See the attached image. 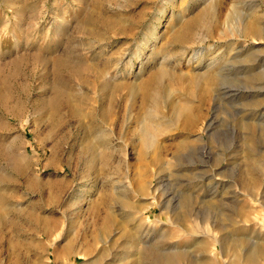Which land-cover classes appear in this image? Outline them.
Instances as JSON below:
<instances>
[{"label":"rangeland","instance_id":"1","mask_svg":"<svg viewBox=\"0 0 264 264\" xmlns=\"http://www.w3.org/2000/svg\"><path fill=\"white\" fill-rule=\"evenodd\" d=\"M250 245L263 264L264 0H0V264Z\"/></svg>","mask_w":264,"mask_h":264},{"label":"bare ground","instance_id":"2","mask_svg":"<svg viewBox=\"0 0 264 264\" xmlns=\"http://www.w3.org/2000/svg\"><path fill=\"white\" fill-rule=\"evenodd\" d=\"M251 32H253L254 34L256 33L257 35L260 34V31L258 30V28H252L251 29ZM256 34L254 36H256ZM202 78H204V77H202ZM208 79L213 84H215L217 82V81H214L211 77L208 78ZM198 114L199 113H196L195 111H193V112H186L185 114L181 115L182 116V119H181L180 128L182 127L183 129H187V128H193L194 126L196 127L197 121L199 119V115ZM211 125H212V122L207 123L206 129L211 128ZM145 144H147V143H145ZM151 144L154 145L153 142ZM189 144L190 143H188L187 140H181L180 142H178L177 148L178 149H184L186 147H189ZM123 194H125V192ZM120 197L121 198L119 200V205H118L119 207H118V209H121L123 212H127V214H129V215L132 214L131 212H132L133 209L131 211L122 209V208H127V209H130L131 208V206H130L131 203L127 199L126 195H122ZM182 199H183L182 200L183 210L179 214L180 219L186 217L187 215H190V212H191L188 209L189 204L187 202V200H188L187 197H184ZM111 223H112V218H111L110 215H107L104 218V220H103V222L101 224V227H102L101 229L103 230V232L107 230V228L109 227V225ZM180 227H182V225H180ZM213 228L214 229H220V230L223 229L222 226L220 224H218V223L214 224L213 225ZM185 230L187 231V229H185ZM142 231H145V230H142ZM204 234H207L208 235L207 232H205ZM220 241H221V239H220ZM197 243H198V241H197ZM198 245H199V243H198ZM237 246H239V244L238 245H234L233 248L234 249L237 248L238 250H240L241 247L239 248ZM195 248H196V246H195ZM262 251H263L262 249H260L259 247L255 246V245H250L249 247H247L246 249H244V251H243L244 264H260L259 257H260V253ZM238 252H236V253H238ZM191 256H192V254L189 255V252L186 249H181V248H174V249H169V250H163V251L162 250H159L158 251V250H148L147 247H144V248H141L136 253L137 261L135 262V264H144V261L143 260L146 259L147 257L148 258L150 257L151 261H153V263H155V264L156 263L157 264H177L178 260H180V259H181L180 261H182L183 264H205L204 259H202V258H194V257L192 258ZM238 256H239V254H238ZM238 258H240V257H238ZM239 260H241V259H238V261Z\"/></svg>","mask_w":264,"mask_h":264}]
</instances>
